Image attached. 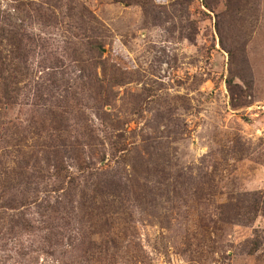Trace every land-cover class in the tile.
Masks as SVG:
<instances>
[{"label": "rangeland", "instance_id": "1", "mask_svg": "<svg viewBox=\"0 0 264 264\" xmlns=\"http://www.w3.org/2000/svg\"><path fill=\"white\" fill-rule=\"evenodd\" d=\"M0 264H264V0H0Z\"/></svg>", "mask_w": 264, "mask_h": 264}]
</instances>
